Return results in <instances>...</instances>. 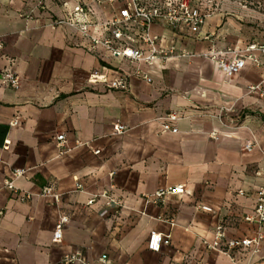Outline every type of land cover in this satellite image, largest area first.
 <instances>
[{"label": "crops", "instance_id": "0c3cea01", "mask_svg": "<svg viewBox=\"0 0 264 264\" xmlns=\"http://www.w3.org/2000/svg\"><path fill=\"white\" fill-rule=\"evenodd\" d=\"M82 2L97 23L120 5ZM193 3L207 15L199 35L152 27L162 48L193 57L146 66L93 51L74 30L53 27L75 0H46V9H34L29 19L33 4L0 0V75L11 68L21 80L14 90L0 79V264H60L75 252L89 264H264V234L259 253L236 251L235 263L203 243L214 240L218 226L226 240L254 235L242 219L264 187V66L246 61L228 76L202 56L264 44V13L250 14L231 0ZM253 20L262 31L245 25ZM101 69L109 81L126 76V89L89 84ZM169 112L180 116L176 134L161 133ZM114 123L128 132L115 135ZM58 135L65 136L62 148ZM15 170L24 176L14 178ZM5 181L31 200L18 202ZM178 185L183 195L155 198ZM47 186L60 203L41 196ZM63 215L69 222L53 244ZM153 233L170 237L158 253L147 247Z\"/></svg>", "mask_w": 264, "mask_h": 264}, {"label": "built area", "instance_id": "2783aa9c", "mask_svg": "<svg viewBox=\"0 0 264 264\" xmlns=\"http://www.w3.org/2000/svg\"><path fill=\"white\" fill-rule=\"evenodd\" d=\"M24 4H33L34 8L31 12L24 16L29 19L35 10L44 11L46 0H20ZM76 6L71 14L64 19H57L53 22V27H67L74 30L80 37L86 39L91 44L92 50L98 48L109 53L112 58H119L130 62L151 66L155 61L167 60L171 58L193 57L192 54L182 49H176L174 46L162 48L159 45V38L152 33V27L155 24H161L165 28L176 30H188L194 35H199L200 30L205 24L206 13L202 12L200 6L195 5L193 0H163V3L148 4L146 0H107L115 4L119 2L117 13L104 22L97 23L93 20L90 11L84 5L82 0H75ZM162 1V0H161ZM247 0H244L246 2ZM101 4V1H98ZM209 37H204L208 40ZM227 53L210 51L202 56L214 61L221 72L228 76H235L245 66L246 61L251 62L255 67L264 66V45L250 44L238 55L237 52L229 53L232 58L226 60L223 56ZM134 76L146 83H150L151 79L141 70H136ZM0 79L2 83L14 90H18L21 86L20 77L10 68L5 70ZM89 84H105L111 89L125 90L127 87V77L120 76L108 80L106 70L101 69L95 71L88 80ZM264 97V92H261ZM180 119L176 112L167 113L161 120V133L178 132L174 125ZM16 126V122L11 123ZM115 135H124L128 132L127 127L120 123L113 125ZM56 145L62 148L65 144V136L58 135L54 138ZM80 146V144L78 143ZM252 145L246 146L247 151H251ZM7 149V147H5ZM95 155L99 151H94ZM14 178L24 176V171H12ZM4 188L15 196L20 203H26L31 200L32 196L28 193L19 191L13 185L12 181H5ZM81 189L80 186L77 190ZM185 193L184 186L178 185L169 187L158 192L155 198L160 199L166 195L181 196ZM239 195H243L239 193ZM41 196L50 198L55 204L60 203L61 195L56 193L51 186L44 187ZM105 196V195H103ZM206 211L209 209L204 208ZM1 214V213H0ZM243 222L255 228L252 238L231 239L226 240V229L224 226H218L215 230L214 240L210 243L204 241V245L208 250H214L228 256L233 263L235 259L232 256L236 251L250 250L251 254H258L264 234V187H259L255 192L254 205L252 212L243 217ZM67 216H61L55 226L52 243L59 244L62 241L63 229L68 224ZM170 243L169 236L153 233L148 239V250L158 253L162 246ZM105 257L100 262L105 261ZM60 264H89L80 252H75L64 256Z\"/></svg>", "mask_w": 264, "mask_h": 264}, {"label": "rangeland", "instance_id": "374dc122", "mask_svg": "<svg viewBox=\"0 0 264 264\" xmlns=\"http://www.w3.org/2000/svg\"><path fill=\"white\" fill-rule=\"evenodd\" d=\"M232 3L235 4H241L242 6H244L249 12L250 14H254V15H259V14H263L264 13V0H247L246 2H244V0H231ZM245 25L249 28H253L252 30L255 32L262 31L261 28H259L257 26V21L253 20L250 23H245ZM259 41V40H258ZM253 44V43H251ZM255 44H259V45H264V44H260L259 43H255ZM247 48V47H246ZM246 48L244 49H239V50H231V49H226L225 51H222L221 53H232V52H237L238 55L241 54ZM228 55H231L229 54Z\"/></svg>", "mask_w": 264, "mask_h": 264}]
</instances>
